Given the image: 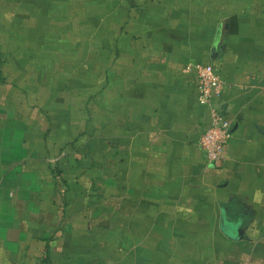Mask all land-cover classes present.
<instances>
[{
	"label": "crops",
	"instance_id": "0c3cea01",
	"mask_svg": "<svg viewBox=\"0 0 264 264\" xmlns=\"http://www.w3.org/2000/svg\"><path fill=\"white\" fill-rule=\"evenodd\" d=\"M206 64L231 124L217 166L199 143L211 112L192 67ZM83 114L120 158L119 253L118 216L56 184L81 171L50 155ZM212 198L232 264H264V0H0V264H177L178 228L205 227L192 218Z\"/></svg>",
	"mask_w": 264,
	"mask_h": 264
},
{
	"label": "rangeland",
	"instance_id": "374dc122",
	"mask_svg": "<svg viewBox=\"0 0 264 264\" xmlns=\"http://www.w3.org/2000/svg\"><path fill=\"white\" fill-rule=\"evenodd\" d=\"M83 101V104H85L86 99ZM84 107L87 109V106ZM81 123V129L76 132L77 136L74 138L76 142L72 139L73 142L67 145L66 148L56 149L53 151V155H50V158L60 156V158L68 159V165L65 169L71 167L70 169L73 171V163H76L81 171H77L74 175H67L66 178L68 179L66 181L64 178H60L56 184H58L60 192L61 190L64 191L65 196L67 192L72 191L70 197L75 194L73 199L79 200L78 202L81 201L82 205H85V203L86 205L91 204L94 213L100 219L105 220L106 217H110L111 213L109 212H113L118 216L115 221L117 223L113 224L112 239H114V243L111 248L119 253L125 233L121 228L122 180L121 165L118 163L120 158L116 156L110 158L108 155V148L105 145L104 118L100 116L96 122L95 117L83 114ZM90 124H95V127ZM63 151L65 152L64 157L61 155ZM84 169L87 172L91 170L92 173L91 196H89L90 187L83 180L85 175H78ZM60 194L63 195V193ZM62 203H66V198L62 199ZM210 210L208 214L195 213L192 218L193 222L197 223V221H202V217H204V221H208L205 227L178 228L177 243L173 245L177 250V264H224L225 261H227L226 264H232L234 259L233 250L221 244V234L216 224L218 215L216 211L217 198L210 199ZM198 217L201 220H198ZM146 238H148V234H146ZM134 247L135 252H137L138 246ZM145 247L153 246L147 241ZM147 252L152 254L153 249H147ZM151 256L153 258V255ZM116 263L120 264V261Z\"/></svg>",
	"mask_w": 264,
	"mask_h": 264
},
{
	"label": "built area",
	"instance_id": "2783aa9c",
	"mask_svg": "<svg viewBox=\"0 0 264 264\" xmlns=\"http://www.w3.org/2000/svg\"><path fill=\"white\" fill-rule=\"evenodd\" d=\"M199 88V100L207 105L211 112L210 126L201 134L199 143L208 161L217 166L231 137V124L219 113L214 99L221 94L222 85L215 67L211 64L195 65ZM191 68L188 67L187 71Z\"/></svg>",
	"mask_w": 264,
	"mask_h": 264
},
{
	"label": "water",
	"instance_id": "95a60500",
	"mask_svg": "<svg viewBox=\"0 0 264 264\" xmlns=\"http://www.w3.org/2000/svg\"><path fill=\"white\" fill-rule=\"evenodd\" d=\"M221 35H222V30H219L218 31V34H217V37H216V41H215V49L218 48V46H219V44L221 42ZM215 53H216V50H215L214 54ZM223 230H224V232H226V234L228 236H230V233H228L225 228H223ZM242 233H243V230L242 229H239L238 230V234L241 235ZM231 237H233V236H231Z\"/></svg>",
	"mask_w": 264,
	"mask_h": 264
}]
</instances>
